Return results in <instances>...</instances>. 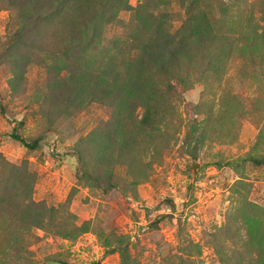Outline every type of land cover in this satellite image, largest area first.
<instances>
[{"label": "rangeland", "instance_id": "rangeland-1", "mask_svg": "<svg viewBox=\"0 0 264 264\" xmlns=\"http://www.w3.org/2000/svg\"><path fill=\"white\" fill-rule=\"evenodd\" d=\"M222 1L232 5L234 28L256 25L264 33V0ZM10 2L0 0V155L12 164L26 162L35 172L32 199L57 207L68 231L32 227L28 249L35 264H55L48 260L56 258L121 264L117 246L126 247L127 264H249L245 234L264 239V163L249 159L264 157V62H251L235 42L221 58L219 74L192 76L187 88L178 87L160 135L142 139L130 130L129 140L108 146L109 152L100 138L109 110L95 101L65 108L53 99L58 73L74 70L75 59L72 65L54 54L61 40L51 24L22 33ZM188 3L172 0L153 13L166 12L174 29ZM120 17L126 21L129 12ZM105 34L114 38L123 29L115 26ZM142 110L134 108V119ZM14 119L24 121L25 137L42 135L38 149L29 151L8 135ZM83 138L91 147L89 168L101 177L109 174L110 186L79 178L73 151ZM7 170L0 160V179Z\"/></svg>", "mask_w": 264, "mask_h": 264}, {"label": "trees", "instance_id": "trees-1", "mask_svg": "<svg viewBox=\"0 0 264 264\" xmlns=\"http://www.w3.org/2000/svg\"><path fill=\"white\" fill-rule=\"evenodd\" d=\"M10 1L9 6L18 11L22 33L43 23L51 24L55 37L61 40L54 54L66 58L72 65L75 59L74 70L68 69L63 75L58 73L55 79L58 94L53 99L61 100L65 108L78 109L86 102L95 101L109 110V120L100 130V138L108 151V146L115 143L123 146L131 136L130 130L142 139L144 135H160L163 114L180 93L178 87L187 88L192 76L201 80L210 72L219 74L221 58L232 52L235 42L239 44L236 49L245 50L251 62L259 65L264 62L261 28L256 25L234 28L230 23L232 5L222 0H189L184 18L174 29L166 19V12L153 13L172 0H157L153 10L149 8L151 0L135 6L130 0ZM122 12H129L126 21L120 17ZM115 26H121L123 35L106 37L107 30ZM137 105L143 110L141 117L134 119ZM0 110L3 111L1 100ZM13 123L8 134L13 140L29 151L40 147L42 135L25 137L20 132L24 121L14 119ZM81 141L85 144L77 145L73 151L79 178L97 187L101 185L100 180L109 186L113 184L109 174L102 178L93 167L89 168L91 147L86 138ZM249 159L256 165L264 163V157ZM0 160L8 168L6 179H0V233L4 231L0 264H35L28 249L35 238L30 229L40 227L60 235H67L68 231L64 230L57 207L32 199L35 172L28 170L26 162L12 164L1 155ZM100 160L103 166V157ZM5 181L9 184L8 190L1 186ZM242 244L248 249L249 264H264V239L260 240L250 231ZM114 249L122 258L121 264H127L126 247ZM252 250L256 252L255 257L250 254ZM237 256L242 258L241 252ZM48 261L70 264L58 258ZM90 264H99V261Z\"/></svg>", "mask_w": 264, "mask_h": 264}, {"label": "water", "instance_id": "water-1", "mask_svg": "<svg viewBox=\"0 0 264 264\" xmlns=\"http://www.w3.org/2000/svg\"><path fill=\"white\" fill-rule=\"evenodd\" d=\"M195 167H196V164L193 163L192 166H191V169L193 170Z\"/></svg>", "mask_w": 264, "mask_h": 264}]
</instances>
